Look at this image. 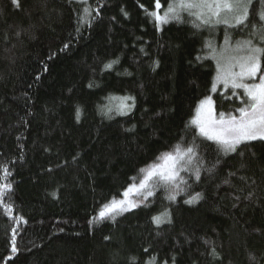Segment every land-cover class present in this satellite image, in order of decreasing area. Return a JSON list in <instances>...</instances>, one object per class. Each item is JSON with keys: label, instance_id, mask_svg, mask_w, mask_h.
<instances>
[{"label": "trees", "instance_id": "obj_1", "mask_svg": "<svg viewBox=\"0 0 264 264\" xmlns=\"http://www.w3.org/2000/svg\"><path fill=\"white\" fill-rule=\"evenodd\" d=\"M177 1L0 0V264H264V139L228 147L194 121L213 52L264 50V0L233 27L157 21ZM213 99L219 118L253 107L242 89ZM177 154L176 183L108 212Z\"/></svg>", "mask_w": 264, "mask_h": 264}, {"label": "rangeland", "instance_id": "obj_2", "mask_svg": "<svg viewBox=\"0 0 264 264\" xmlns=\"http://www.w3.org/2000/svg\"><path fill=\"white\" fill-rule=\"evenodd\" d=\"M249 1L179 0L162 13L159 7L155 17L161 24H165L180 20L184 15H193L203 24L223 22L225 26L233 27L246 21ZM255 35L260 42H264V30L256 31ZM263 51L254 40L241 39L238 42L226 40L213 52L217 65L213 94L200 104L194 121L204 134L228 147L246 140L264 139V77L260 76ZM229 88L244 90L252 100L253 107L235 118H219L215 112L213 95L218 90ZM112 106L123 113L130 108V101L115 99L112 100ZM180 159L183 157L178 154L168 155L145 170L123 200L112 204L108 212H123L141 205L157 183H176Z\"/></svg>", "mask_w": 264, "mask_h": 264}]
</instances>
